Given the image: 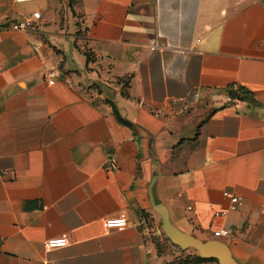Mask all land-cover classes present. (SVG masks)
Listing matches in <instances>:
<instances>
[{
  "label": "crops",
  "instance_id": "obj_1",
  "mask_svg": "<svg viewBox=\"0 0 264 264\" xmlns=\"http://www.w3.org/2000/svg\"><path fill=\"white\" fill-rule=\"evenodd\" d=\"M37 10L0 29V264H177L147 225L156 172L176 227L264 264V0H79L78 46L49 0H0V23Z\"/></svg>",
  "mask_w": 264,
  "mask_h": 264
},
{
  "label": "rangeland",
  "instance_id": "obj_2",
  "mask_svg": "<svg viewBox=\"0 0 264 264\" xmlns=\"http://www.w3.org/2000/svg\"><path fill=\"white\" fill-rule=\"evenodd\" d=\"M51 11L58 15L60 32L70 39L74 46L82 44V35L84 33L81 24V13L79 10V0H49ZM97 83L91 84L86 89H98ZM147 225L152 233V237L158 240L159 251L171 259L185 255H198L193 248L181 249L171 244L163 234L160 226V219L157 213L150 211L147 215ZM199 256V255H198Z\"/></svg>",
  "mask_w": 264,
  "mask_h": 264
},
{
  "label": "water",
  "instance_id": "obj_3",
  "mask_svg": "<svg viewBox=\"0 0 264 264\" xmlns=\"http://www.w3.org/2000/svg\"><path fill=\"white\" fill-rule=\"evenodd\" d=\"M74 68H76V65H74ZM157 176L158 173H154L148 186V195L152 211L158 214L160 226L166 238L181 249H195L201 258L214 259L218 264H239L233 258L228 245L223 241L215 238L201 239L182 231L171 222L166 206L156 195Z\"/></svg>",
  "mask_w": 264,
  "mask_h": 264
},
{
  "label": "built area",
  "instance_id": "obj_4",
  "mask_svg": "<svg viewBox=\"0 0 264 264\" xmlns=\"http://www.w3.org/2000/svg\"><path fill=\"white\" fill-rule=\"evenodd\" d=\"M40 17V12L34 11L31 15L30 18H24L20 20H14V21H5L0 23V29H12V30H27L29 28H33L35 21ZM160 43L159 42H154L150 48L155 49V48H160ZM57 73L54 69H49L45 73V77L47 78V81L50 84H53L55 82V77ZM238 100H235V106L237 105ZM157 115H161L163 112L162 110H157L155 111ZM114 163V158L111 157L107 163L106 167L107 168H112ZM223 195L229 199V209L230 210H236L242 205V199L241 197L231 194L228 191L223 192ZM227 213V210H221L217 211L215 214L217 215H224ZM126 225V219L124 214H120L118 216L114 217H107L104 220V226L106 228H118L121 229L125 227ZM213 235L215 237H224V236H229L230 235V230L226 228L222 229H217L213 231ZM68 244V237L66 235H62L60 237H53L50 239H47L44 242V247L46 249H53V248H59V247H65Z\"/></svg>",
  "mask_w": 264,
  "mask_h": 264
},
{
  "label": "trees",
  "instance_id": "obj_5",
  "mask_svg": "<svg viewBox=\"0 0 264 264\" xmlns=\"http://www.w3.org/2000/svg\"><path fill=\"white\" fill-rule=\"evenodd\" d=\"M226 92L229 96V100L230 101H234V100H238V101H244V102H251L252 101V97L251 94L249 93L248 90H246L245 88L241 87V86H237L234 87V85H229L226 88ZM114 113L116 115V118L118 119V121L126 126H128L133 132H135L136 130V126L131 123L130 121H128L127 119L123 118L117 110H114ZM194 259V260H213L216 261L214 259H204L201 258L198 255H188L185 259L180 260L177 262V264H190V260Z\"/></svg>",
  "mask_w": 264,
  "mask_h": 264
}]
</instances>
